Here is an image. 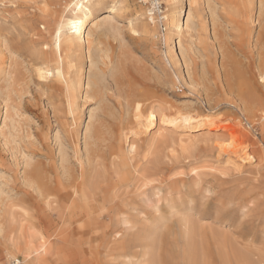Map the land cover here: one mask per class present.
<instances>
[{
  "label": "rangeland",
  "instance_id": "obj_1",
  "mask_svg": "<svg viewBox=\"0 0 264 264\" xmlns=\"http://www.w3.org/2000/svg\"><path fill=\"white\" fill-rule=\"evenodd\" d=\"M255 1L249 22L239 0H199L189 36L181 47L173 40L176 65L156 22L155 36L131 31L128 12L113 18V32L99 23L83 45L75 119L61 83L42 85L34 70L49 40L41 23L72 0L0 1V187L11 198H0L3 218L61 234L66 241L51 242L69 264H125L111 233L125 216L142 237L160 218L153 264L187 263L186 220L194 264H264V119L251 114L264 108V0ZM151 107L158 118L147 127Z\"/></svg>",
  "mask_w": 264,
  "mask_h": 264
},
{
  "label": "bare ground",
  "instance_id": "obj_2",
  "mask_svg": "<svg viewBox=\"0 0 264 264\" xmlns=\"http://www.w3.org/2000/svg\"><path fill=\"white\" fill-rule=\"evenodd\" d=\"M134 1L136 0H72L71 7L66 13L62 14L57 18H52V21L49 24L47 22L41 23V28L44 31V33L48 35L49 40L46 41V39H43L42 42L40 43L41 45H39L41 47L39 49L40 55L38 57L41 60V62L38 63L39 66H37L36 69H34L36 71L35 73L37 74L42 85H47L48 81L51 82L57 81L61 83V87L66 96L67 109H68L66 110L67 115L69 111V113L72 115L74 119L77 111L76 98L78 97V93L80 92V89L83 86L82 85V77H83L82 59L84 57V55H82L83 45H85V43L86 44L90 43L92 36H94L93 35L95 31L94 29L97 28L98 24L99 23L101 24L104 23V25L107 24L108 30H112L113 32L115 28L113 27L111 22L113 18L119 17L124 12H128L132 16V18L128 19L127 21L128 27L131 31L152 34V36H155L157 28L154 18L152 16L145 17L148 14V12H151L150 8H146L145 6L140 4L136 5L137 2L135 3ZM198 2L199 0H163L164 15L162 16V18L164 24V29H163L164 31L163 34H161V38L166 47L165 55L172 65L173 64L176 65L178 62L176 59L177 58L176 54L174 52V47L172 46L173 40L175 37H177L178 38L177 44L179 47H181L182 45L181 38L187 34L189 36V32L192 31L194 27V23H193V19L195 17L194 8L198 4ZM255 2H256L255 0H239L238 6L236 8L238 15L239 13L242 12L247 13V15H249L248 17L249 22L252 21L251 12L254 9ZM258 3L261 5V0H258ZM97 16L100 17L97 18ZM2 46H4V41L1 39V35H0V48ZM3 54L4 53L0 49V70H8L6 69L7 65L5 66L6 62ZM89 54L90 53L88 52V57L90 58ZM88 65L89 68H91L93 67L94 64L90 60V64L88 63ZM33 67L35 66L33 65ZM257 70H258L257 78H259L260 82L264 86V71L262 69H259V67ZM176 75L178 77V80L180 79V81H182L184 85L189 84L188 79L184 77L180 72L176 73ZM86 76H87V80L85 82L86 86L84 87L87 88L88 86L91 85L93 76L89 74ZM90 88L91 87H89V89ZM86 90H88V88ZM82 98H85V95ZM256 112L260 113L259 118L263 120L264 119L263 106L261 107L259 105L256 111L254 110L251 111V114L255 115ZM2 115H4L2 119L3 121H1L2 127H5L6 126L5 122H8V120L11 119L8 114L7 108L4 110V113ZM157 118H158L157 112L153 111L152 107L149 108V110H147V114L144 119L146 121L145 123H147L145 126L150 127V125L153 124L154 121L157 120ZM184 119L188 120L187 117H184ZM251 123L252 122H248L247 123L248 126L252 127ZM85 127H86V132L89 134V130H90L89 126L87 125ZM224 128L231 129L230 125L224 126ZM230 135L236 139L242 138V136L238 133L237 129H232L230 131ZM127 147H128L127 148L128 151L130 152L135 150V145L133 143L128 142ZM221 152L223 153V151ZM224 153L229 155L230 158L231 155H236L238 156L237 158L242 157V155H237L239 153V149H232V150L230 149L228 151L224 150ZM249 156L250 158H254V156L251 154H249ZM240 160L241 159H239V161ZM234 167L236 169V166H233V168ZM2 187H0V198L4 197V200H8V199L10 200L11 199L10 196L7 195L8 192L6 194L3 191ZM77 192L78 190L76 189L74 191V194H76ZM166 194L168 193H165V195ZM171 208L172 207H170V209ZM157 210L158 209L156 208L155 211ZM159 221L160 218H156L153 221L152 229H148L147 234H144V236L142 237L138 234V232L134 234L131 233L130 231H132L134 228V224L132 220L126 216L122 217L117 227L116 228L114 227L113 230H111L114 239V247L112 250L120 251L121 254L124 255L123 258L125 259V264H153L152 255L154 252L152 249V241L155 234L154 229L158 225ZM185 225H186V231L184 232L183 237L186 245H188L189 248L188 249L189 254L186 264H194L193 254L191 253L192 251L191 248L189 247L193 242L194 231L190 228L188 220L185 221ZM122 231H124L125 234ZM60 235L54 236L51 233L50 234L45 233L42 229L37 228L36 226H33L31 224L28 225L23 222L17 224L15 223L13 224L12 222L9 223L3 218L0 211V260H3L6 263H8L10 260L15 259L18 260L20 264H69L65 260V256L61 255L60 249L58 247H55L54 244L51 242L52 239L66 241V239ZM124 235L128 236L129 238L128 242L123 241V238L125 237ZM144 240L146 241L145 245L142 242ZM137 244L139 245L143 244V246L142 245L141 246L144 247V249L142 248V251H132V249L135 246H137Z\"/></svg>",
  "mask_w": 264,
  "mask_h": 264
},
{
  "label": "built area",
  "instance_id": "obj_3",
  "mask_svg": "<svg viewBox=\"0 0 264 264\" xmlns=\"http://www.w3.org/2000/svg\"><path fill=\"white\" fill-rule=\"evenodd\" d=\"M138 4L150 8L151 12H148V16H152L154 21L164 29L163 18L164 15V3L163 0H136ZM154 3V4H153ZM7 264H20L18 260L12 259Z\"/></svg>",
  "mask_w": 264,
  "mask_h": 264
}]
</instances>
